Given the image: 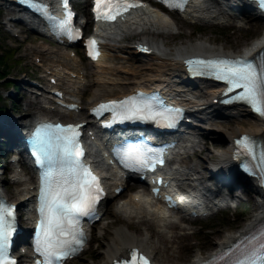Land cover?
I'll use <instances>...</instances> for the list:
<instances>
[{
	"label": "bare ground",
	"instance_id": "1",
	"mask_svg": "<svg viewBox=\"0 0 264 264\" xmlns=\"http://www.w3.org/2000/svg\"><path fill=\"white\" fill-rule=\"evenodd\" d=\"M209 8L210 4L208 0H196L191 7H189L185 12L182 13V16L187 21H208V19L211 18V10ZM224 18L225 17H220V19ZM175 20H177V18L172 13L166 11L163 12L157 7H153L151 5H145L141 9H138L126 15V17L118 23L96 28V32H98L99 35L106 40V43L104 44L105 53L99 60L92 61L94 67L92 70V74L94 76L93 81L95 87L93 90L89 88L90 90H92L89 97H84L85 103L86 105H88L86 106V108L88 107V109L84 112L83 110L85 107H83L82 110L79 108L77 110L65 111L66 109L58 104V97H56L52 91L55 89H60L62 91L66 90L67 92L65 91V93L67 95H64V100L80 102L79 98L88 90V85L83 86L81 84L82 82L73 81L71 78L73 74H76L78 78H81L83 76V70H81L83 68H81L80 63H78V54L73 55L69 52H64L60 49L54 50L52 48L40 51L41 56L47 54L52 58L54 62L53 67H56V70H53L52 73L47 77L50 81L47 85L51 89L38 88V90L41 91H38L39 93L36 94L33 99L25 101L26 112L29 113L32 120L41 117V112H46L48 114H62L67 112L74 118L79 117L77 119L79 121H87L89 120V108L91 107V105L97 103L104 96H106V98H113L115 94H124L123 92L126 91V87L121 86L122 81L120 80V75L118 74L116 65L125 63V61H130V59H125L124 56L121 55L123 52H129L134 56L140 55L141 51L138 49V46L123 45L111 41L121 40L131 33L136 35L146 34L141 38V41L145 44H148L150 48L153 49L152 54H154L159 60L157 61L156 65H151L149 62L138 65V67L142 70L145 67L150 69L152 68L155 69L157 73L139 81L135 85V88L148 86L152 89L162 88V83H164V81L168 80L169 78L167 75L168 66L173 67L172 71H174V73H176L177 75L182 74V72L186 70L182 59L190 53L226 52L229 54H238L237 52L235 53L231 51H224V49L214 47L208 44L206 40L200 39L193 44H181L169 50L166 46V44L169 43V35L167 32L173 28ZM152 34H162L163 36L165 35V39L167 40L165 42L155 41L150 36ZM262 49H264V37L252 42L243 53L254 54L261 51ZM138 67L135 68L130 66L129 69L132 71H136L139 70ZM52 77L56 79V83L51 82ZM65 79L71 81L72 83L70 85L67 84L65 82ZM208 84L210 86L207 87H209L210 90L206 93V95L200 94L191 96L189 95V93L179 95L189 107V110L192 113L193 117L201 118L203 120H210L213 124L224 123L225 125L227 124V126L229 125L228 129L223 128V131L221 132L216 128L208 131V133H218L223 135L224 137H226L227 142H225V144H222V141H212L210 139H205V148L200 149L199 141L196 140V138H192L189 142L188 148L179 153L182 159L180 161H176L175 165L171 168V190H175V186L177 184H185V182L188 180L193 181L194 177L196 176L198 177V180L202 185L209 187L208 184H206L203 173H201V168H207L208 170L210 169V165L206 163L207 159H213L215 166L217 168L224 169V171L226 172H230L231 169L236 170L237 168L232 162L234 151L232 144L233 139L246 132L252 134L253 136L264 138V121L261 118L256 116L255 119L257 120V123L249 127L234 126L236 122L243 123L244 125L250 123L246 119H239L237 117L243 114V112H253L246 107L223 106L219 103H216L215 99L218 98L223 90L222 85H212L209 82ZM149 87L148 89H151ZM204 97L206 98L205 100H203ZM15 123L21 125L22 120L18 118ZM203 126H205V128H208V126L206 125ZM94 147L95 154L93 156V159H103L105 150L98 143H96ZM216 147H224V150L220 153H214V155L211 154V152L213 151L212 149ZM192 152L197 159L190 157ZM102 165L103 173L107 175L106 178L108 183H118V181L122 180V174L115 173L114 177H111V175H109L111 170L110 168H106L104 166L105 161L102 162ZM235 175L236 172L231 173V176ZM34 177V173L19 174L18 172V178L15 182L17 185L22 184V187L11 194V196L20 195L19 197H17V201L19 202V204L24 205L33 197L32 187L30 186V184L34 181ZM232 179L235 182H238L236 181L237 179ZM238 179L239 181L241 180L240 178ZM199 199L200 200L198 201L202 202L201 198ZM258 203L259 209L256 210V212L251 216L245 226L234 233H227L224 238L217 243L216 249L232 242L242 233H247L252 227L259 225L264 220V198H260ZM205 205H208V203L203 204V206ZM180 211L181 210L169 211L163 206V204L160 203L159 200H154L145 191L137 190L129 193L118 204H116L113 211L114 213H119L120 215H122L127 220V225H120L115 228L114 237L107 244L105 253L106 260L102 264H112L113 260L116 258L119 259L121 257H127L129 251L135 246L140 247L142 250L150 253L151 255H154L155 247L154 245L150 244V234H158L161 239L162 245L180 254V247H182V245L180 244V246L178 244L177 239L179 238V233L175 230L176 228L188 230L190 229V226L188 224H183L182 221L186 220L187 223L191 222V219L187 218L186 216H179L178 214L181 213ZM30 216L31 213L28 216V219H30ZM113 224H115L114 219L107 222L105 224V227L107 228L108 226ZM141 225L144 226L145 230V233H143L142 235L136 234V232H134V230H132L131 228L135 226L140 227ZM216 232L219 233L220 229H217ZM100 255L101 254L98 251V257L95 260V264H100ZM207 255L210 256L211 254ZM22 257L25 263H30L29 253L23 254ZM204 257L206 256H199L193 259L188 264H196Z\"/></svg>",
	"mask_w": 264,
	"mask_h": 264
},
{
	"label": "snow or ice",
	"instance_id": "2",
	"mask_svg": "<svg viewBox=\"0 0 264 264\" xmlns=\"http://www.w3.org/2000/svg\"><path fill=\"white\" fill-rule=\"evenodd\" d=\"M143 2L144 0H95L94 11L97 19L115 20L118 14ZM163 2L173 8H183L186 0ZM63 3L67 16L56 18L58 23L54 27L69 37H73V33L78 36L81 34L80 30L70 25L73 13L67 7L68 0H63ZM261 3L264 4V0ZM86 43L90 47L97 45L95 37H90ZM92 54L98 55V52ZM189 63L193 65L194 72L218 75L228 82L227 92L242 89L229 99L247 101L256 112L264 115V54H261L258 61L244 56H220L212 59L198 57ZM107 108H111L118 119H152L168 124H174L183 111L166 106L163 100L138 99L135 95L123 100L102 102L92 111L99 112L100 109ZM78 128L79 125L42 122L32 137L33 151L41 166L38 197L40 219L34 245L35 251L43 254L42 264H62L63 258L82 246L84 233L80 227V216L95 208L99 195L103 192L99 178L81 159L84 150L78 139ZM237 144L241 146L237 148L238 156L244 151L254 158L251 166L246 163L244 167L250 172L258 167L264 182V143L258 145L254 137L245 133L238 138ZM149 152L150 150L140 146H129L125 153L132 161L129 166L141 169L155 167ZM160 162L163 163L162 158ZM14 208L15 205L0 198V264H14L15 258L8 255V247L15 232ZM216 259L223 260V264H264V228L259 239L254 240L251 245L245 247L242 240L239 247H229L204 264H215ZM141 261L142 264H151L148 256L139 253L138 249L134 250L131 264H141ZM123 264L129 262L124 261Z\"/></svg>",
	"mask_w": 264,
	"mask_h": 264
},
{
	"label": "rangeland",
	"instance_id": "3",
	"mask_svg": "<svg viewBox=\"0 0 264 264\" xmlns=\"http://www.w3.org/2000/svg\"><path fill=\"white\" fill-rule=\"evenodd\" d=\"M2 2L3 1H0V44L5 53L2 55L3 58L6 57L7 66L4 67V69L8 75H6L3 79H0V118H5L7 120H16L17 118H20L22 123H27L32 121V118L25 110V101L33 99L35 97V92L33 91L38 90L36 89V84L29 83L31 81L38 82L42 86L41 88H47L48 76L44 69L55 68L53 67L54 62L52 58L47 54L41 56L40 51L52 48L54 50L60 49L64 52H72L74 49L65 45L50 43L51 40L47 38L46 34L33 31L28 25L19 22V20H17L19 14L11 8L3 7L1 4ZM79 8V10L83 12L84 4L80 3ZM176 18L177 20L174 21L173 28L167 32L169 35V43L166 44V46L169 50L181 44H193L200 39L206 40L208 44L217 48L243 53L252 42L264 37V19H256L254 22L239 25L235 22L204 24V22H190L178 16H176ZM145 35L146 34H128V36L121 40L112 41L114 43L123 45H133L132 39L135 37L142 38ZM150 36L155 41L159 42H165L167 40L165 39V35L163 36L162 34H152ZM121 55L124 56L125 59H130V61H125L126 64L121 63L116 65L118 74L120 75V80L122 81V87H129L131 89L139 81L157 73V71L152 68L150 69L145 67L142 70L138 67V65L146 62H149L151 65H156L157 61L159 60L154 54L133 56L129 52H123ZM78 63H80V66L84 68V76L80 79L73 77L72 80H80L82 83H85V86L88 85V90L81 99V104L85 107L86 103L84 97H89L91 91L95 87L93 82L94 76L92 74L94 67L92 66L91 62L85 59L82 61L79 60ZM41 65L43 66L41 67ZM130 66L135 68L138 67L139 70L132 71L129 69ZM172 68L173 67L168 66V76H171L170 73ZM66 83L71 84L72 82L66 80ZM14 84L18 85V87L15 88ZM201 85L202 87L190 88L192 89L193 94L196 93L197 95H206L210 88L204 84ZM118 95L119 94H115V96ZM205 99L206 98L204 97L203 100ZM84 111H86L85 108L83 112ZM40 115H48L54 119L60 118L67 121L75 120L73 116L64 113L48 114L46 112H41ZM255 117L256 116H254L252 113L243 112V114L237 118L246 119L250 123L244 125L243 123L236 122L234 126L249 127L254 125L257 123ZM196 122H198L202 127L203 125H207L210 128L201 129L198 126L200 135L197 136L196 139L199 141V147L201 149L205 148V139H210L212 141H222V144L227 142L226 137L223 135L218 133H208V131L216 128L221 132L223 131V128L228 129L229 125L227 126V124L225 125L224 123L213 124L210 120L203 119L197 120ZM212 150L213 151L211 154L214 155V153L222 152L224 147H216ZM191 157L196 158L194 154H192ZM8 160L9 159H7V157H4L0 154V190L5 195L9 196L11 200L19 203L17 201V197L20 195L11 196V194L19 190L22 187V184H13L9 176L14 177L18 172H21V166L12 162L8 164ZM212 162L213 159L206 160V163L210 166ZM7 165H10L8 166V169L13 171V173L10 175H8L6 172ZM18 169L20 170L17 171ZM204 171L205 174L209 173V171L202 169V173ZM128 184L135 185L139 189L144 187L143 184H137L134 181H130ZM32 185L33 183L30 184V186ZM128 193V191H125L118 197L113 198L108 202L100 220L92 227V239L89 243V246L78 257L74 258L67 264H95V260L98 257V251L101 254L99 256V263L102 264L106 260L105 253L107 244L114 237L115 228L120 225H127V220L119 213H114L113 211L115 205ZM242 198L246 199V203L248 204V213L242 214L239 212L237 206L231 205L229 208L219 212L217 211L205 217L193 218L191 219L190 223H187V221H182L183 224H188L190 229L182 230L180 228H176L175 230L179 233V238L177 239L178 244L182 245V247H180V254L162 245L158 234H150V244L154 245L155 247L154 258L161 264H188L199 256L211 254L216 250L217 243L222 240L227 233H234L241 229L249 221L256 210L259 209L258 201L260 197L257 194L253 184L249 185L247 190L243 191ZM23 219V225L25 226L28 219ZM113 219L115 220V224L106 228L105 224ZM131 228L134 230V232H136V234L142 235L145 233L143 225L140 227L135 226ZM217 229H220L219 233L216 232Z\"/></svg>",
	"mask_w": 264,
	"mask_h": 264
},
{
	"label": "trees",
	"instance_id": "4",
	"mask_svg": "<svg viewBox=\"0 0 264 264\" xmlns=\"http://www.w3.org/2000/svg\"><path fill=\"white\" fill-rule=\"evenodd\" d=\"M0 79H3L6 75H8V73L6 72V70L4 69V67L7 66V61H6V57L3 58L4 50L1 47L0 44ZM4 53V54H3ZM3 54V55H2ZM5 72V73H4ZM14 86L17 88L18 86L16 84H14ZM1 95V94H0Z\"/></svg>",
	"mask_w": 264,
	"mask_h": 264
}]
</instances>
